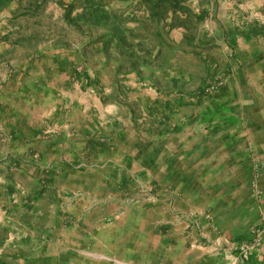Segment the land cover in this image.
Segmentation results:
<instances>
[{"label": "rangeland", "instance_id": "1", "mask_svg": "<svg viewBox=\"0 0 264 264\" xmlns=\"http://www.w3.org/2000/svg\"><path fill=\"white\" fill-rule=\"evenodd\" d=\"M37 1L44 0H13L0 11V256L18 255V264H152L156 255L155 260H161L156 264H167L161 258L166 253L164 238L178 230L168 216L176 204L185 211L183 219L198 230L199 210L184 205L188 199L200 206V197L184 193L190 185L182 177H170L167 170L159 179L153 177L149 168L154 155L165 156L163 165L175 157L174 163L183 168L185 154L179 146L160 152L153 144L205 137L203 125L219 118V90L235 60L233 41L246 36L254 19L244 16L227 22L223 0H210L215 18L209 21L204 13L209 0H198V8L181 0L189 13L182 30L176 27L171 34L156 20L147 19L150 10L142 0H101L107 9L123 15L127 27L137 29L135 41L144 38L154 46L161 36L165 49L151 68L162 83L157 89L147 80L131 82L130 73L119 72L117 67L128 65V60L113 50L103 52L102 44L96 42L101 28L84 26L85 32H79L66 25L65 6L73 0H48L40 5ZM80 12L78 6L74 14ZM211 23L215 31L207 34ZM255 24L249 33L255 35L252 31L257 29L262 34L264 27ZM42 58L51 64L56 60L60 67L72 60L75 68L63 65L58 80L63 82L53 93L55 82H50L46 98L36 93L30 95L31 103L24 100L27 97L16 98L10 87L28 81L25 63L32 71ZM219 81L223 83L211 89ZM89 107L96 121L103 115L114 116L118 133L129 112L137 137L97 136L86 140L84 149H65L64 144L71 142L65 140L79 133L60 132L63 114L74 109L76 116L86 118L80 125L87 129L82 109ZM208 153L206 201L212 203L219 176L215 146ZM127 237L135 238L124 240ZM137 244L142 247L136 248ZM155 244L157 250L152 249Z\"/></svg>", "mask_w": 264, "mask_h": 264}, {"label": "crops", "instance_id": "2", "mask_svg": "<svg viewBox=\"0 0 264 264\" xmlns=\"http://www.w3.org/2000/svg\"><path fill=\"white\" fill-rule=\"evenodd\" d=\"M226 1L223 0L222 3L226 5V13L228 14H224V17L226 16L227 22L236 21L244 16L254 19V22L248 25L246 36H236L233 41L235 60L224 87L219 90L222 96L221 101L216 106L217 113H219L218 120L215 123L203 125L205 137L199 140L192 139L188 142L175 144L176 141L173 139H166L153 144L156 150L160 152H164L166 148L172 145L181 147L180 151L184 150L185 152L183 168L174 163L175 157L168 160V165H163L165 156L154 155L152 166L149 168L153 177L159 179L167 170L170 177H182L186 184L190 185L184 187V193L199 194L200 197V206L192 205L188 199L186 200L187 205H184L199 210V215L196 216L198 230L190 227L189 220L188 223L183 219L181 214L185 211L175 207L176 204L172 208V216L170 214L168 216L169 223L177 226L178 230L175 229L173 234L164 238L167 246L163 250L166 253L161 258L167 259V264H218L216 252L220 248L219 244L232 248L236 242L251 240L253 238L252 230L259 225L260 215L264 211V31L259 35L249 33L252 27L257 26L255 23H259L258 28L264 27V0ZM198 2V0H189L187 5L190 3L191 6L198 8ZM205 2L207 3L206 0ZM216 2L220 3V0ZM205 8H208L204 12L206 13L205 19L211 21L212 18H215L213 2L209 0V5H205ZM209 27L207 34L215 31L212 23ZM175 30H182V28L179 27ZM173 32L174 29L171 30V34ZM203 32L206 33V31ZM52 61L53 64L48 59L42 58L38 63L39 68L32 71L25 63L23 73L27 76L28 81L10 87V90H14L13 95L20 99L27 97L24 100L31 103L29 99L32 93L44 98L48 96V84L50 82H55L54 86L56 87L53 86L51 93L56 91L58 82H63L62 80L58 81L60 80L59 72H61L63 65L68 70L75 67L72 60L63 61L61 67L58 61ZM76 62L79 64L78 60ZM128 77L131 82H140L134 74ZM112 80L114 79L111 78ZM36 83L41 84L37 85ZM113 85H110L111 90H113ZM112 92L114 96L116 92ZM82 110H85L84 114L87 115V129L80 125V121L86 118L80 119L76 116L77 113L74 109L70 110L69 115H66L68 112L63 114L60 132H65L67 129L74 130L79 133L76 137L80 136L77 139L76 137L75 139H66L65 141L71 142L69 145L64 144L65 149L69 147L74 150L76 148L84 149L85 141L97 136H102L108 140H113L114 137L121 140L122 138L137 137L132 131L133 119L129 112L125 114L127 119L124 122L116 119L121 122L123 129L118 133L114 128L116 124L115 119H113L114 116L103 115L101 121H96L95 116L92 115L94 111L92 108ZM51 111L54 113L55 109ZM17 114L15 116L18 117ZM11 129L13 130V128ZM211 146H215V165L219 171L218 184L215 186L216 201L212 203L206 201V193L209 192L206 173L208 170V152ZM197 149H199L198 153H194L193 151ZM67 154L71 159L75 157L74 155L71 156L70 153ZM255 167H259L260 172L257 173ZM182 170L184 175L177 174ZM188 171L190 174H186ZM197 171H199V175ZM141 172L148 174V171L143 169ZM157 183L161 184L160 181ZM196 200L192 199L194 202ZM208 211L209 215L206 213ZM159 239L160 237L157 241ZM135 247L142 246L137 244ZM158 248L159 245L155 244L152 249L157 250ZM155 258L156 255H153L152 264H156V260L161 261L160 259L155 260ZM219 264H223V261H219ZM245 264H264V249L260 255L252 257Z\"/></svg>", "mask_w": 264, "mask_h": 264}, {"label": "trees", "instance_id": "3", "mask_svg": "<svg viewBox=\"0 0 264 264\" xmlns=\"http://www.w3.org/2000/svg\"><path fill=\"white\" fill-rule=\"evenodd\" d=\"M11 1L13 0H0V11ZM46 2L48 0L37 1L36 4ZM184 2L181 0H142L143 5L150 10L147 19L156 20L168 31L176 27L183 28L187 13H189L183 5ZM58 4L62 5L61 2ZM78 6H81V12L74 14ZM63 21L68 27L77 29L79 32H85L82 31L84 26L88 30L91 27L101 28L102 31L98 34L96 42L102 44L103 52L106 54L113 50L118 57L123 56L128 60V65L117 67L119 72L134 74L142 83L147 80L157 89L162 87V83L155 79V70L151 69L165 49V43L160 40V35H158L159 41L155 42L154 46L144 38L135 41L137 29L127 27L123 15L107 9L101 0H73L71 4L65 6ZM258 31L255 29L252 33L256 35ZM146 72L149 74L147 78L144 76ZM171 83L176 85L178 81L171 79ZM18 261V255L0 256V264H18Z\"/></svg>", "mask_w": 264, "mask_h": 264}, {"label": "built area", "instance_id": "4", "mask_svg": "<svg viewBox=\"0 0 264 264\" xmlns=\"http://www.w3.org/2000/svg\"><path fill=\"white\" fill-rule=\"evenodd\" d=\"M223 82L211 86V89H216ZM255 171L260 172L259 167H255ZM253 238L248 241L236 242L233 247L221 246L216 252V257L223 264H245L254 256L260 255L264 249V211L260 215V223L252 230Z\"/></svg>", "mask_w": 264, "mask_h": 264}, {"label": "bare ground", "instance_id": "5", "mask_svg": "<svg viewBox=\"0 0 264 264\" xmlns=\"http://www.w3.org/2000/svg\"><path fill=\"white\" fill-rule=\"evenodd\" d=\"M132 238H135V237H127L126 239H124V240H130V239H132Z\"/></svg>", "mask_w": 264, "mask_h": 264}]
</instances>
